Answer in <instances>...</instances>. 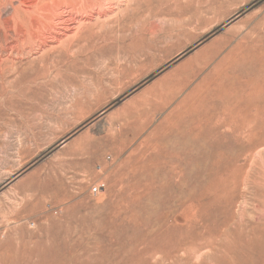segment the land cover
<instances>
[{
    "label": "rangeland",
    "instance_id": "rangeland-1",
    "mask_svg": "<svg viewBox=\"0 0 264 264\" xmlns=\"http://www.w3.org/2000/svg\"><path fill=\"white\" fill-rule=\"evenodd\" d=\"M87 1L51 43L0 23V264L135 259L143 228L102 215L136 162L183 181L164 211L169 227L188 219L174 264H264V0ZM22 2L0 0V20ZM210 182L204 251L195 198Z\"/></svg>",
    "mask_w": 264,
    "mask_h": 264
},
{
    "label": "bare ground",
    "instance_id": "bare-ground-1",
    "mask_svg": "<svg viewBox=\"0 0 264 264\" xmlns=\"http://www.w3.org/2000/svg\"><path fill=\"white\" fill-rule=\"evenodd\" d=\"M22 1L24 2L21 3L20 7L14 10V13L11 15V17L8 19L0 20V23L3 24V26L5 27H11L15 34H17V38H19L18 40L24 46L32 45L37 41H40L41 39H43L44 42L47 43L59 40L60 37L66 35V33L70 31L73 25L78 24L81 21H85L82 18L78 19V14L76 13V11L81 12L87 8L95 6V4L89 6L91 2H88L87 0ZM87 11L88 10H86V12ZM35 49L36 48H34V50ZM208 116L209 115H207V113L205 112L198 113L199 124L197 127L198 130L196 135L199 138H202L207 134V132L204 131L206 130L204 126L206 125V121L209 120ZM204 148L206 149V147ZM201 152L205 151H202L201 149ZM166 158L169 159L167 160V162L171 161V158L169 156ZM209 163L210 162H208L207 164ZM162 167V165L160 166L157 164L156 168L153 169L150 164L148 165L143 162H136L135 165L130 169L132 171H130L129 174H122L121 176L122 181H127V186H124L125 188L121 193V197L119 196L120 200H116L118 201V203L115 202L116 204L113 205H109V203H107L105 205L108 206L104 205L107 208L108 212L107 214H103L102 217H107L108 219L109 213H111L112 219L116 220L121 217H124V219L129 220L134 227L138 226L139 229L141 227L143 228V231L139 232L138 234H135L133 240L139 239L144 242L146 246L142 247L140 253L135 259L132 258L129 261L125 262V264H138L139 262H141V264H174L182 260V257H184L183 253L185 251V247L190 243L186 242V233L182 229L183 223H186V221H188V219H185L186 215L183 216V214L178 212L174 218L175 226L169 227V225L166 224V217L168 216V213L165 214L164 211H166L171 206V198L167 190H171V188L173 186L175 187L176 184V188L178 190H181L183 181L181 179H179L177 182L171 181L169 179L168 173L161 172ZM212 169L215 170V167L212 166ZM206 185L207 186L205 187V190L202 193H199V197L195 198L197 200V208L201 209L203 213V215L198 221L199 228L200 230L201 228L203 229V233H200V235L199 233H196L195 237L199 238V248L201 249L212 246V240L210 238L214 229V223L208 222V220L212 218L211 216L217 208V201L215 196L216 190L213 185V182H210ZM96 189L98 192V188ZM182 196L183 193L181 191L178 197L176 198V203L180 206L182 204ZM156 211H161L164 215V218L155 217L154 213ZM142 214L145 216H141ZM190 215H193L192 212ZM193 216L195 217V214ZM72 257L73 255H69L68 260H65L66 264L70 263ZM149 257L153 258L152 262H149ZM84 258V264L110 263L109 257L104 253H96L90 255V257Z\"/></svg>",
    "mask_w": 264,
    "mask_h": 264
},
{
    "label": "built area",
    "instance_id": "built-area-1",
    "mask_svg": "<svg viewBox=\"0 0 264 264\" xmlns=\"http://www.w3.org/2000/svg\"><path fill=\"white\" fill-rule=\"evenodd\" d=\"M92 194H96L97 193V189L96 188H92Z\"/></svg>",
    "mask_w": 264,
    "mask_h": 264
}]
</instances>
